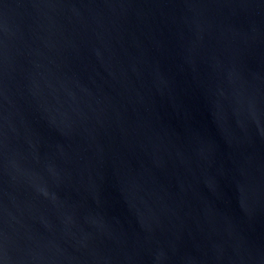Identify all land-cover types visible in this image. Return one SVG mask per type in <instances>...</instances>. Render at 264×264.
<instances>
[{
	"label": "water",
	"instance_id": "95a60500",
	"mask_svg": "<svg viewBox=\"0 0 264 264\" xmlns=\"http://www.w3.org/2000/svg\"><path fill=\"white\" fill-rule=\"evenodd\" d=\"M0 264H264V0H0Z\"/></svg>",
	"mask_w": 264,
	"mask_h": 264
}]
</instances>
